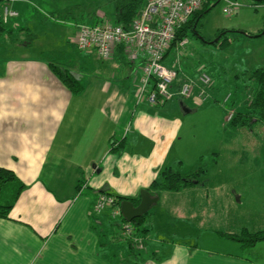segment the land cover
I'll use <instances>...</instances> for the list:
<instances>
[{"label":"crops","instance_id":"0c3cea01","mask_svg":"<svg viewBox=\"0 0 264 264\" xmlns=\"http://www.w3.org/2000/svg\"><path fill=\"white\" fill-rule=\"evenodd\" d=\"M11 7L21 14L17 4ZM70 26L66 45L75 48L76 23ZM14 30H20L17 44ZM26 30L27 23L13 19L5 24L0 10V168L23 186L8 219H0V264H254L222 236L247 230L235 205L249 201L232 181L151 194L157 202L136 254L121 236L120 218L109 209L93 212L100 193L138 200L161 169L180 163L186 174L198 158L220 152L224 119L206 103L214 92L208 88L203 103L173 96L151 106L137 96L143 57L130 63L119 48L107 60L80 52L72 67L69 51L57 53L49 39L36 46L39 36L31 31L34 37L24 40ZM51 65L66 69L81 91L71 93ZM253 190L261 198L260 185Z\"/></svg>","mask_w":264,"mask_h":264},{"label":"rangeland","instance_id":"374dc122","mask_svg":"<svg viewBox=\"0 0 264 264\" xmlns=\"http://www.w3.org/2000/svg\"><path fill=\"white\" fill-rule=\"evenodd\" d=\"M6 2L8 9L16 15L3 20L5 24L10 19L20 23L21 26L27 23L31 30H26L23 35L24 40L31 37V31L39 36L36 46L48 44L47 39H49L57 53L69 51L68 58L70 55L71 58L68 63L72 67L78 65L76 58L81 53L74 47L66 45L65 37L69 39V33L72 31L70 23L79 21L80 14L87 16L92 12L95 14L99 12L102 14L101 17L104 15L105 20L109 22H112L114 15V5L108 0H4L2 3ZM238 2L240 7L236 9L235 14L226 16L222 13V3L215 4L211 0L208 6L210 10L196 26V36L189 31L187 36L177 40L175 49L169 51L162 64L166 67H174L179 74L191 76L192 79H197L201 71L209 75L211 86L208 90L214 92V99L210 98L206 103L213 104L221 110L220 114L224 120L219 131V138L222 140L221 150L210 155V159L202 156V167L207 180L236 183L235 191H240L245 201H249L246 205L242 201L235 205L237 219L247 230L256 233L259 230L255 229L264 226V125L257 123L251 129L244 128L245 130L240 133L238 131L231 133L233 131L226 121V113L245 110L252 94L249 73L255 69H264V0H238ZM14 3L19 6L17 9H20V15L12 9L11 4ZM21 5L25 6L24 11H21ZM212 5L214 6L211 7ZM0 10L3 18L1 6ZM40 19L42 22L38 21ZM87 23L90 22L84 24ZM222 30L228 32L221 38L217 37ZM19 32L20 30L13 32L16 40L13 41L14 44L20 42ZM225 38L228 40L226 48L219 49L212 45L221 44V39L225 44ZM183 39L187 42L180 47L179 43ZM214 40L217 41L211 43ZM34 52L38 53L39 48ZM226 96L228 99L224 103ZM257 125L262 127V131L256 129ZM256 184L262 189L257 194L261 198H257L253 190ZM241 188L243 191L240 190ZM12 192V189L10 192L8 189L1 190L0 203L7 202ZM237 195L240 196V193L237 192ZM258 212L263 213L261 217L258 216ZM233 253H236V250ZM237 253L241 251L238 250ZM245 256L254 264H264V241L245 251Z\"/></svg>","mask_w":264,"mask_h":264},{"label":"built area","instance_id":"2783aa9c","mask_svg":"<svg viewBox=\"0 0 264 264\" xmlns=\"http://www.w3.org/2000/svg\"><path fill=\"white\" fill-rule=\"evenodd\" d=\"M204 1L147 0L129 30H124L123 27L107 20L97 25L79 24L72 41L79 52L94 51L101 60L109 59L112 52L120 46L123 47L130 63L137 61L139 56L143 57L137 96L151 106H155L159 101H167L173 96L181 100L193 99L197 103H203L208 97L206 90L211 83L209 75L201 71L197 79L185 78L178 89L172 92V85L178 79L179 73L175 68L164 66L162 61L174 39L175 31L201 8ZM217 1L222 3V13L226 16H232L240 7L238 0ZM15 15L7 5L3 7V20ZM186 42V39H183L179 46L183 47ZM151 86L153 89H150ZM228 96L224 98V103ZM233 115V111H228L226 121L229 122ZM107 209L113 219L123 218L113 196L100 193L94 202L93 212L98 214ZM121 236L129 239L137 249L142 248V237L132 234V227L128 222L122 224Z\"/></svg>","mask_w":264,"mask_h":264},{"label":"trees","instance_id":"16d2710c","mask_svg":"<svg viewBox=\"0 0 264 264\" xmlns=\"http://www.w3.org/2000/svg\"><path fill=\"white\" fill-rule=\"evenodd\" d=\"M4 0H0V5ZM8 1V0H7ZM112 2L114 5V15L112 19V24L119 25L123 27L124 30H129L131 27L132 22L135 18H137L144 8L147 0H108ZM211 0H205L201 6V8L195 12L188 21L177 31H175L174 39L172 40L168 50L166 51L163 60L168 55L169 51L175 49L177 40L182 39L183 37L187 36V33L191 31L193 36H196V26L200 19L210 10L208 8L209 2ZM218 3L217 0H212ZM214 4V5H215ZM212 5L211 7H213ZM95 13L89 14L84 16L80 14V20L74 21L76 26L79 24H84V18L86 19H93L95 17ZM105 16H102V19L87 23V25H97L100 24ZM73 22V21H72ZM221 33H226L225 30H222ZM31 37H34L33 34H30ZM222 42L224 41L221 39ZM226 40V38H225ZM228 40H226L225 44L221 42V44H212L214 47H218L219 49H224L228 46ZM204 43V42H202ZM74 45V44H73ZM75 46V45H74ZM76 48V47H75ZM122 52H124L123 47H118ZM51 71L57 77V79L71 92V93H79L81 91V86L73 78V76L66 70L62 69L58 66L51 65ZM243 75V74H242ZM247 75V74H245ZM248 79L250 81V85H252V94H251V101L245 107L244 111L234 110V115L232 119L229 121V125L231 127H239V128H247L251 129L254 124L260 123L264 125V69H255L249 73ZM184 80L178 78L172 87L175 89L179 87V85ZM211 86V84H210ZM153 89V86L150 87ZM203 159L199 158L193 168L186 174H182L180 172V163H177L176 168L172 167H165L160 170L157 177L150 183L146 191L149 192L151 195H156L160 191H168V192H178L185 188L192 187L194 185H204L207 182L205 170L202 167ZM15 183L16 187L12 188V194L9 196V200L4 202L3 204L0 203V219H8L9 211L12 208L15 199L18 197L20 191L22 190L23 186L17 182L15 175L7 169L0 168V191L4 188L6 184ZM10 189L8 191L10 192ZM107 194V193H104ZM110 195V194H108ZM112 196V195H111ZM114 203L116 206H120L121 202L123 201H130L134 206H137L139 203L138 200H132L124 197L113 196ZM148 214L145 213L140 218H137L131 222H128L132 227V234L142 237L144 233H146V229L143 227V222ZM120 224L125 221L123 218L120 220ZM121 230V229H120ZM224 238L236 242L243 251H249L256 244L264 241V229L256 232V233H249L247 230H242L238 235H222ZM143 238V237H142ZM128 240V247L131 251V254L138 253V250L135 245L127 238Z\"/></svg>","mask_w":264,"mask_h":264},{"label":"water","instance_id":"95a60500","mask_svg":"<svg viewBox=\"0 0 264 264\" xmlns=\"http://www.w3.org/2000/svg\"><path fill=\"white\" fill-rule=\"evenodd\" d=\"M216 41L217 40H214L211 43H215ZM156 202V197H152L146 190H141L137 206H134L130 201H123L119 208L123 219L127 222H131L147 213Z\"/></svg>","mask_w":264,"mask_h":264},{"label":"flooded vegetation","instance_id":"af4514ba","mask_svg":"<svg viewBox=\"0 0 264 264\" xmlns=\"http://www.w3.org/2000/svg\"><path fill=\"white\" fill-rule=\"evenodd\" d=\"M225 32H228V31H225ZM223 34H226V33H219L217 37L221 38V36H222ZM217 37H216V38H217Z\"/></svg>","mask_w":264,"mask_h":264}]
</instances>
